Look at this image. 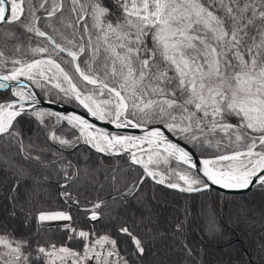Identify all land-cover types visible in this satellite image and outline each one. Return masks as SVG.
<instances>
[{
    "label": "snow or ice",
    "instance_id": "snow-or-ice-1",
    "mask_svg": "<svg viewBox=\"0 0 264 264\" xmlns=\"http://www.w3.org/2000/svg\"><path fill=\"white\" fill-rule=\"evenodd\" d=\"M3 25L43 39L36 47L30 46L31 37L28 45L15 46L22 57L30 53V60L5 57L0 50V68L13 65L0 75V89H10L0 99V139L17 149L0 154V173L11 178L9 215L22 212L26 225L33 218L37 223L31 236L0 233V264H147L145 221L128 208L129 200L139 202L147 179L186 193L214 185L264 193V0H0ZM39 54L47 58L36 59ZM45 104H74L92 120ZM93 121L143 134L112 132ZM24 122L58 149L82 141L104 156L124 157L129 172L142 169L123 181L119 169H112L118 195L111 197L107 218L117 238L73 226L72 206L97 222L107 203L82 206L69 191L79 167L65 163L61 151L35 145L21 128ZM65 123L76 130L72 139L64 136ZM58 161L64 208H36L48 196L49 170ZM53 222H67L55 225L66 236L59 246L41 243L45 225L51 231ZM121 235L131 244L123 254ZM73 241L76 248L68 246ZM259 252L264 262V244Z\"/></svg>",
    "mask_w": 264,
    "mask_h": 264
},
{
    "label": "trees",
    "instance_id": "trees-1",
    "mask_svg": "<svg viewBox=\"0 0 264 264\" xmlns=\"http://www.w3.org/2000/svg\"><path fill=\"white\" fill-rule=\"evenodd\" d=\"M38 15H43L42 11L37 13ZM43 30L48 31L50 34L55 35L51 32V29H44L43 23L39 25ZM59 26V25H57ZM11 29L15 32L18 38H10L7 37L8 29ZM70 31V30H68ZM0 34H4L0 36V50L4 51L5 57H15L17 59H31V54L29 53L28 56L22 57L20 53L15 52L14 48L18 44H29V37H31L30 46L36 47L40 44V41L43 38H38L34 36V34L24 33L22 29L17 28L15 25L8 26L3 25L0 26ZM67 34V32H66ZM56 39L60 43H64L63 40L60 39L59 36H56ZM66 59V53L61 54ZM47 56L46 54H39L35 56V58ZM13 65L9 62L4 65L3 68H0V71H8L11 69ZM39 92L40 90L37 89ZM10 95V89H3L0 90V99H6ZM74 106V104H68ZM82 109V108H80ZM23 132L27 136H33V142L40 148H47L51 147L61 151L63 153L65 163L67 161H71L73 165H77L79 167V175L76 179V182L69 188V191L72 192L73 197H79L81 205L83 206L85 202L91 203L93 201H105L107 203V207H102V211L105 213V217L97 222H89L87 221V215L80 211L77 207H71V214L74 219V227L78 229L88 230L91 227H95L97 230L98 235H105L109 234L112 238H117V234L115 232V225L107 218V213L112 209V200L111 197L118 195L117 191L113 187L111 176H112V169L113 167L118 168L119 171L117 172L118 178L123 181L124 179H131L132 177L136 176L142 169L139 166H134L135 170L129 172L128 168L129 165L126 162L124 157H109L104 156L100 153H97L95 149H92L89 145H85L82 141L74 148H67V149H58L56 145L51 144L43 134L39 136H35L34 132L35 129L32 124L28 122H24L21 125ZM64 136L67 139L73 138V130L70 126H67L66 123L63 125ZM58 134L60 129H57ZM78 134V132L76 133ZM215 149L209 150V152L214 151ZM198 151V150H197ZM17 152L15 146L7 142L5 140L0 139V154L4 155H12ZM18 158V157H16ZM51 158V157H49ZM59 161L57 162L56 168L50 169V178L48 183L45 185L48 196L44 197V203L42 205H36V208L43 207L45 209H63L64 202L61 200L59 193L63 190L61 189L58 184L63 182L62 177L58 178L57 170L59 169ZM176 162H170L171 167H175ZM89 167L90 174L84 176L81 173V169ZM163 165H161V170L163 169ZM73 169H69L72 171ZM36 175V173H33ZM48 174V173H45ZM96 176V178L100 179L97 184L88 182V179H92ZM121 184H118L116 187H121ZM11 188V178L10 176L5 175L4 173H0V233H11L17 239L21 238L22 236H31L36 233L37 231V223L36 220L33 218L31 219L28 224H25V214L22 212H17L15 217L9 215L11 211V204L7 199L9 189ZM160 198L164 199L163 205L159 208L161 209V215L158 217H152V215L145 209L144 203H151L154 201L153 199ZM202 198H210L211 203H225L233 205L237 200H262L264 199V193H261L255 189H250L244 193L240 194H230V193H223L218 190L210 188L209 190L201 191V192H194V193H186L180 192L175 189H170L165 185L156 184L151 179H147L143 185L141 190L139 202L136 200H129L128 201V208H130L131 212H134L136 215V219L143 218L145 221L144 226L141 228V234L146 236L148 249L151 243V239H149V234L154 232L161 231L162 228H167L170 234H175L181 238V243L183 246L187 245V248L192 250V254L188 255L187 252H182L178 248V245L171 237V235H165L161 242H166L167 246H170L173 250L170 252L174 257L183 256L182 261L180 264H264L260 260V253H255L254 251H245L240 250L236 247V253L233 258H229L227 255L223 260H215V256L210 249L211 245H208L206 248L207 250H203V246L200 242L197 245L192 246L195 244L192 238L195 237L196 232L191 227L189 223L185 224V216L179 215V221L176 220L177 215H174L175 212L179 207L182 209L189 208L194 209L198 206L199 201ZM139 210V211H137ZM120 214H124V209L121 208ZM174 212V214L172 213ZM179 212V211H177ZM180 213V212H179ZM178 213V214H179ZM115 215V213H113ZM170 216V217H169ZM183 218V219H182ZM181 220H184V227ZM175 221V223H174ZM57 223L63 222H53L52 223V230L49 231L48 225H45L44 230L41 233V243L45 240L51 241L52 243L57 244L58 246L62 243H66V236L64 233L60 232L56 229L55 225ZM171 223H174L171 225ZM177 225H182V231H177ZM230 230V229H228ZM173 234V235H174ZM251 238V235H249ZM127 240L126 237L123 235L119 236L118 238V245L121 249V253L123 254V250L125 248H131V244L125 243ZM236 242V241H233ZM237 243V242H236ZM235 243V244H236ZM68 246L72 248H76V242H68ZM147 258V257H146ZM135 259V257H132Z\"/></svg>",
    "mask_w": 264,
    "mask_h": 264
},
{
    "label": "rangeland",
    "instance_id": "rangeland-1",
    "mask_svg": "<svg viewBox=\"0 0 264 264\" xmlns=\"http://www.w3.org/2000/svg\"><path fill=\"white\" fill-rule=\"evenodd\" d=\"M90 170L89 167H85L81 169V173L87 177L91 173ZM99 180L94 176V178L88 179V182L97 184ZM153 200L151 203H144L145 209L152 217H158L161 215L159 206L163 205L164 199L155 198ZM177 211L175 214L172 212L177 215L176 220L179 221V215H184L185 224L189 223L196 232L192 239L197 241L192 246L200 242L203 250L206 251V247L211 245L210 250L214 253L212 256H215V260H223L226 255L233 258L237 250L236 247L240 250H252L255 253H260L259 245L264 244V199L237 200L233 205H226L220 202L213 204L210 202V198H202L194 209L187 210L179 207ZM183 222L184 220H181V223ZM173 234H170L167 228H162L159 232L152 231L149 234L151 243L148 249L150 254L146 258L147 264H180L183 256L174 257L170 253L173 250L166 245L165 240L161 242L165 235H171L180 251L186 252L181 238Z\"/></svg>",
    "mask_w": 264,
    "mask_h": 264
},
{
    "label": "water",
    "instance_id": "water-1",
    "mask_svg": "<svg viewBox=\"0 0 264 264\" xmlns=\"http://www.w3.org/2000/svg\"><path fill=\"white\" fill-rule=\"evenodd\" d=\"M40 58H47V56H41V57H38L36 59H40ZM7 71H0V75L2 74H6ZM20 82L22 84H25L27 85L29 88H32L33 85L26 79H23V78H20ZM12 84V86L14 87H18L17 83L16 82H10ZM0 90H3V89H0ZM35 91H37V89H35ZM38 92V91H37ZM43 107H50L52 108V110H55V111H59V112H72V111H76L78 112L79 114L81 115H84L85 118L89 119V120H92L91 117L87 116V114L84 112L83 109H80V108H76L74 106H71V105H43ZM94 123L97 124L98 127H102V128H105L109 131H112V132H120V133H123V134H130V135H142L143 133L141 132V130L139 129H115L112 125H108V124H105L103 122H100V121H93ZM212 189H215V190H218L220 192H223V193H230V194H240V193H244L248 190H229V189H223L221 187H219L218 185H214L211 187Z\"/></svg>",
    "mask_w": 264,
    "mask_h": 264
},
{
    "label": "built area",
    "instance_id": "built-area-1",
    "mask_svg": "<svg viewBox=\"0 0 264 264\" xmlns=\"http://www.w3.org/2000/svg\"><path fill=\"white\" fill-rule=\"evenodd\" d=\"M57 264H59V262H57Z\"/></svg>",
    "mask_w": 264,
    "mask_h": 264
}]
</instances>
